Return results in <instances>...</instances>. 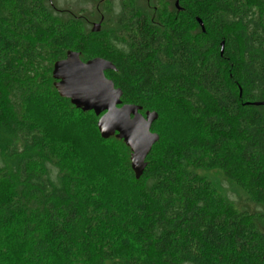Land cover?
Masks as SVG:
<instances>
[{
  "label": "trees",
  "instance_id": "1",
  "mask_svg": "<svg viewBox=\"0 0 264 264\" xmlns=\"http://www.w3.org/2000/svg\"><path fill=\"white\" fill-rule=\"evenodd\" d=\"M168 1L122 0L115 23L104 14L85 32V15L96 18L86 9L0 0V264H264V106L254 105L264 102V0H180L173 13ZM69 51L113 63L106 77L124 105L186 127L166 139L154 123L160 140L139 180L125 143L100 138L95 113L55 90L53 65ZM46 86L81 117L83 137L126 151L105 167L110 178L82 173L76 138L57 143L29 112ZM220 174L253 208L220 199Z\"/></svg>",
  "mask_w": 264,
  "mask_h": 264
},
{
  "label": "water",
  "instance_id": "2",
  "mask_svg": "<svg viewBox=\"0 0 264 264\" xmlns=\"http://www.w3.org/2000/svg\"><path fill=\"white\" fill-rule=\"evenodd\" d=\"M174 6L181 10L180 0H176ZM102 22L94 25L93 32L100 31ZM197 22L204 32L203 22L199 18ZM223 52L224 43L222 55ZM53 66L52 77L59 96L70 100L84 113L94 112L99 117L97 127L102 139L116 137L125 143L131 151L132 171L139 180L147 168V158L160 140L159 135L152 132L154 123L159 119L158 113L142 114V107L123 104L122 90H118L114 82L106 77L108 71H117L108 60L95 58L84 62L80 53L69 51L65 59ZM254 105L264 106V102Z\"/></svg>",
  "mask_w": 264,
  "mask_h": 264
},
{
  "label": "rangeland",
  "instance_id": "3",
  "mask_svg": "<svg viewBox=\"0 0 264 264\" xmlns=\"http://www.w3.org/2000/svg\"><path fill=\"white\" fill-rule=\"evenodd\" d=\"M53 1L60 9H64V10L70 9L69 11L75 10V12L78 11L79 9H86L89 13L92 12L93 14H95L96 18L94 20H91V16H89L88 14L85 15L87 16V19L90 20V22H86L84 21V19L82 21L83 24L82 30L85 32L92 31V29L94 28V24L100 23L101 16H104V14H106L108 20L110 19L112 23H115L117 21L118 14L122 6V0H110V2L106 4H101L102 0H53ZM175 2L176 0L168 1V5L172 13L176 8V6H174ZM100 43H101L100 39L91 42L88 46V49L90 50L89 52L94 55L100 53L102 50ZM40 93L42 94V97H37L40 95L39 93L38 95H36V98L31 103L29 112L31 114L33 113L34 115L38 116L37 117L38 120L40 119V116L43 117L44 127L48 129L47 126H51L57 140L60 139L58 140L60 142L56 141L57 143H62L63 142L62 138L66 136H71L72 138H76L75 147H74V152H75L74 154L76 155L74 161L76 163L78 162V160L80 161L79 163L82 166L80 168V171L82 170L85 172L92 167L96 169L97 173L99 174L102 173L105 175L104 169L106 166L116 161V159L119 158L120 156L123 158L126 151L123 148H120L119 145L115 143L113 144H103L102 142L98 143V141H96L95 134H94V138H95L94 142H92L91 139L90 141L89 137H87L86 135H84L86 137H83V134L80 132L79 129L81 127V121L79 120L81 119V117L77 114V112L71 111L68 108V106L64 104V102L62 101L59 102L56 99H54L52 95L49 93V88L47 86L41 87ZM42 105L45 106L46 108L42 109ZM42 111L43 113H41ZM167 114H168V119L170 120L169 126L167 122L165 124L164 122L161 124L158 121L159 122L158 124L155 122L156 128L159 129L160 132H162V134L166 136V139L167 138L170 139L173 136H177V135L180 136L185 134L186 127H183V125L181 124V119L179 117L175 118L168 111ZM75 120L77 121V123L75 122ZM98 121H99V117H97V122ZM82 124L83 126L85 125L84 120ZM87 126L89 127V125H86V127ZM190 128L191 127L187 129L190 130ZM69 129L71 130L70 134L67 133ZM56 131L58 133H56ZM97 131L99 137L102 138L98 128ZM130 158H131V151H130ZM238 174L243 180L249 178L247 170L243 169V167H241L238 170ZM105 176L107 178H110L109 175H105ZM213 181L216 184V188L219 191L220 199L223 197L230 199V201L232 202H236V208L240 210L253 208V206L250 205V203L248 202V198L246 194L235 185H231L229 181L222 174H220L219 176L217 175V177ZM217 207L219 206L217 205Z\"/></svg>",
  "mask_w": 264,
  "mask_h": 264
}]
</instances>
